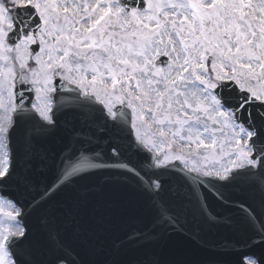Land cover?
Listing matches in <instances>:
<instances>
[{
	"label": "snow or ice",
	"instance_id": "snow-or-ice-1",
	"mask_svg": "<svg viewBox=\"0 0 264 264\" xmlns=\"http://www.w3.org/2000/svg\"><path fill=\"white\" fill-rule=\"evenodd\" d=\"M168 231L264 264V0H0V264H202L123 258Z\"/></svg>",
	"mask_w": 264,
	"mask_h": 264
},
{
	"label": "water",
	"instance_id": "water-1",
	"mask_svg": "<svg viewBox=\"0 0 264 264\" xmlns=\"http://www.w3.org/2000/svg\"><path fill=\"white\" fill-rule=\"evenodd\" d=\"M114 198L127 204L134 214L140 216L138 222L132 225L133 227L144 229L152 227L148 215L141 211L143 207L142 197L131 186L115 191ZM114 238H123V232L121 231V235ZM148 251L155 253L163 261H199L202 264H208L214 258L213 253L217 250L211 247L196 245L184 233L168 231L164 233L158 232L150 240L143 243L129 245L124 251L123 258L135 260L144 256Z\"/></svg>",
	"mask_w": 264,
	"mask_h": 264
}]
</instances>
